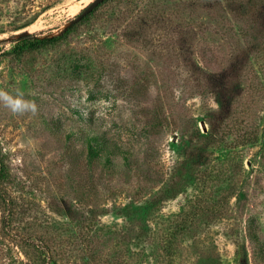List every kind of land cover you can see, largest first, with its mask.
I'll list each match as a JSON object with an SVG mask.
<instances>
[{
  "label": "rangeland",
  "instance_id": "obj_1",
  "mask_svg": "<svg viewBox=\"0 0 264 264\" xmlns=\"http://www.w3.org/2000/svg\"><path fill=\"white\" fill-rule=\"evenodd\" d=\"M92 1L0 0V89L36 105L0 103V264H134L138 252L160 264L162 232L182 211L194 224L179 264H254L245 226L253 214L264 230V0H104L69 27ZM24 34L62 37L13 50ZM89 117L130 169L117 158L115 172L89 175L81 142L66 140Z\"/></svg>",
  "mask_w": 264,
  "mask_h": 264
},
{
  "label": "trees",
  "instance_id": "obj_2",
  "mask_svg": "<svg viewBox=\"0 0 264 264\" xmlns=\"http://www.w3.org/2000/svg\"><path fill=\"white\" fill-rule=\"evenodd\" d=\"M102 3L94 8V10L87 14L81 21L88 19L92 14H94V12ZM37 16L38 14H35V16L27 20L22 26L29 24L34 19H36ZM81 21L75 22L69 27H75ZM61 37L62 36H34V34L20 35L14 42L15 44L13 46V50L22 52L25 49L45 47L56 42ZM254 38L256 39L255 47H257V49L259 48V50H264V39H259L257 36H255ZM55 128H57L58 130H62V128L57 124L55 125ZM58 133H61V131H58ZM245 135L247 136L245 138V141L247 142L256 141L258 137L257 133H248ZM67 137L68 139L66 140H70L71 143H74L75 141L81 142L80 147H78L75 153L78 158H83L84 164L86 163L84 167L88 170L90 176H94V169L98 164L102 165V169L104 171L115 172V167L117 165L115 161L117 158L122 161V170L131 168V157L128 154L129 151L127 149H124L119 143L114 142L112 141V139L107 137V133L97 125L92 117L85 119L84 124L81 126L75 125V129L70 130ZM0 164H2L0 165L1 177L5 176L6 173V169L1 158ZM242 187V184L239 187H237L235 183L231 184L229 190L225 193L224 200L229 203L230 198L234 196L238 197ZM201 200L203 201V198H200L197 201L198 207L202 210H207V204L205 206L200 205ZM218 203H220V200H218V202H213L212 212H218L219 206L218 208L215 207L216 205H218ZM185 212L186 211H182L179 214H176L172 218L168 219V226L162 232V242L164 243V246L160 247V249L158 248V252L160 255V264H179L181 261V256L183 255V245L179 241L180 236L184 232L185 228H190L194 224L193 219L189 218L188 214H186ZM245 229L250 242L254 264H264V230L262 228L260 219L253 214L247 215ZM93 256L95 257V255ZM139 256L140 253L138 252L137 255H135V257L133 258V261H135L134 264H146L145 260H142L143 257ZM131 258L122 259V261H127L128 264H131ZM152 264H159V260H156V263Z\"/></svg>",
  "mask_w": 264,
  "mask_h": 264
},
{
  "label": "clouds",
  "instance_id": "obj_3",
  "mask_svg": "<svg viewBox=\"0 0 264 264\" xmlns=\"http://www.w3.org/2000/svg\"><path fill=\"white\" fill-rule=\"evenodd\" d=\"M0 103L9 108L14 114H22L26 110L35 111L36 109L33 102L23 99V94L19 90L13 95L0 89Z\"/></svg>",
  "mask_w": 264,
  "mask_h": 264
},
{
  "label": "water",
  "instance_id": "obj_4",
  "mask_svg": "<svg viewBox=\"0 0 264 264\" xmlns=\"http://www.w3.org/2000/svg\"><path fill=\"white\" fill-rule=\"evenodd\" d=\"M104 0H93L90 2L80 13H78L74 18L69 20V25L81 21L87 14L92 12L100 3Z\"/></svg>",
  "mask_w": 264,
  "mask_h": 264
}]
</instances>
